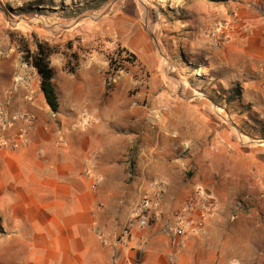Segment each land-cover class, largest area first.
I'll use <instances>...</instances> for the list:
<instances>
[{"label": "crops", "instance_id": "0c3cea01", "mask_svg": "<svg viewBox=\"0 0 264 264\" xmlns=\"http://www.w3.org/2000/svg\"><path fill=\"white\" fill-rule=\"evenodd\" d=\"M236 8L250 29L236 26L216 56L253 78L259 115L248 116L247 125L257 135L231 141L224 119L176 118L173 132L191 122L186 132L194 139L178 140L190 155L142 150L131 171L128 136L113 128L128 121L115 120L113 101L105 98L106 62L93 57L80 71L86 78L80 85L77 75L62 76L61 85L54 69L61 110L72 117L58 133L47 130L43 140L0 158V214H10L19 246L12 248V264H264V0H237L230 5ZM216 74L221 86L224 76ZM118 107L128 114V102ZM155 185L165 189L155 222L133 225L130 239H122L136 205L154 195ZM209 199L217 203L214 211L206 208ZM176 227L184 228L182 238Z\"/></svg>", "mask_w": 264, "mask_h": 264}, {"label": "rangeland", "instance_id": "374dc122", "mask_svg": "<svg viewBox=\"0 0 264 264\" xmlns=\"http://www.w3.org/2000/svg\"><path fill=\"white\" fill-rule=\"evenodd\" d=\"M236 2L0 0V158L12 154V149L28 148L43 140L47 130L58 133L63 121L72 117V111L66 109L55 116L47 106L38 74L23 61L20 46L24 42L33 51L39 43L55 49L50 61L61 85L66 75H77L78 85L84 82L80 71L93 57L106 62L105 98L113 101V118L128 121V126L114 122L113 128L128 136L131 171L136 169L142 150L149 153L155 148L166 158L170 152L181 157L190 155L192 151L184 148L185 143L180 146L178 140L194 139L192 132H186L191 129L186 123L191 122L177 126L185 131L173 132L170 121L176 118L224 119L229 140H252L251 134L257 133L247 125L248 116L258 114L251 100L253 78L249 79L239 65L225 67L216 56L231 40L229 32L236 26L250 29L238 9H230ZM74 57L80 63L75 75L67 69L68 64L75 66ZM111 60L119 72L111 70ZM220 71L224 76L221 86L215 76ZM232 90L239 93L236 102L230 104L225 98ZM124 102L129 105L126 115L118 107ZM175 103H182L181 109L169 108ZM0 229V264H12V248L19 246L12 236L10 214H0Z\"/></svg>", "mask_w": 264, "mask_h": 264}, {"label": "trees", "instance_id": "16d2710c", "mask_svg": "<svg viewBox=\"0 0 264 264\" xmlns=\"http://www.w3.org/2000/svg\"><path fill=\"white\" fill-rule=\"evenodd\" d=\"M20 50L23 53V61L26 65L33 68L39 76L40 79V89L45 98L47 106L50 108L51 112L55 116L61 114V105L60 98L57 91V87L54 83L55 71L51 66V57L56 53L55 49L50 47L48 44L39 43L37 44L36 50H31L30 45L24 42L20 46ZM76 60L75 66L70 67L68 64L67 69L69 73L75 75L80 68V63L77 57H74ZM133 60H136L137 57H130ZM116 62L111 60L110 68L114 72H119L120 69L115 67ZM108 90L111 87L110 79L107 80ZM224 91V90H223ZM239 91L232 90L228 93L225 101H229L230 104L236 102ZM226 97V95L224 94ZM1 232V229H0Z\"/></svg>", "mask_w": 264, "mask_h": 264}, {"label": "built area", "instance_id": "2783aa9c", "mask_svg": "<svg viewBox=\"0 0 264 264\" xmlns=\"http://www.w3.org/2000/svg\"><path fill=\"white\" fill-rule=\"evenodd\" d=\"M153 190V196H146L142 200V202L135 207L128 226L124 229L123 233L121 234L122 239H130L132 234V225H137L139 228L143 229L149 227L151 222L155 220V209L159 201H161V199L163 198L165 189L162 187V185H155L153 187ZM216 207V201H214L213 199H209L207 201L206 208L208 211H214ZM188 211H191L190 207L188 208ZM176 235L182 238L185 235L184 228L180 227L179 229H177ZM177 244L182 247L184 243L182 242V240H180L179 242H177Z\"/></svg>", "mask_w": 264, "mask_h": 264}]
</instances>
